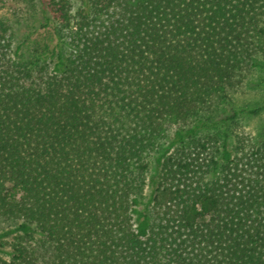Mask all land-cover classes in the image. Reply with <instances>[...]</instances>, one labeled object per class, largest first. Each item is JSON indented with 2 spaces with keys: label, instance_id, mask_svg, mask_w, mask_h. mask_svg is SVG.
<instances>
[{
  "label": "trees",
  "instance_id": "16d2710c",
  "mask_svg": "<svg viewBox=\"0 0 264 264\" xmlns=\"http://www.w3.org/2000/svg\"><path fill=\"white\" fill-rule=\"evenodd\" d=\"M19 1L0 264H264V0Z\"/></svg>",
  "mask_w": 264,
  "mask_h": 264
},
{
  "label": "rangeland",
  "instance_id": "374dc122",
  "mask_svg": "<svg viewBox=\"0 0 264 264\" xmlns=\"http://www.w3.org/2000/svg\"><path fill=\"white\" fill-rule=\"evenodd\" d=\"M21 2L19 0H0V16H6L12 20H16L17 15H19L21 9ZM262 124H264V114L260 118H253L246 121L241 129L244 133L253 134ZM151 189L148 188L146 191V199L150 194ZM5 229V225L0 223V232ZM38 237L37 235H35ZM10 238H4L0 240V244L3 243L4 245H0V248L4 252H9L10 250ZM3 257V254H0ZM8 257V256H7ZM6 257V258H7Z\"/></svg>",
  "mask_w": 264,
  "mask_h": 264
}]
</instances>
